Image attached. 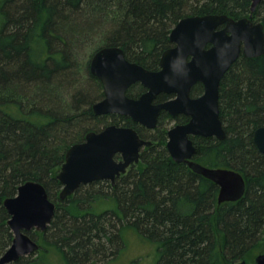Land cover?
<instances>
[{
    "label": "trees",
    "instance_id": "16d2710c",
    "mask_svg": "<svg viewBox=\"0 0 264 264\" xmlns=\"http://www.w3.org/2000/svg\"><path fill=\"white\" fill-rule=\"evenodd\" d=\"M251 5L252 0H0V256L14 237L4 201L27 180L43 183L57 207L41 236L44 253L14 264H44L51 250L66 264H108L126 248L130 229L154 243L159 264H242L264 252V153L254 142L255 130L264 126V54L242 55L226 72L220 84L226 136L204 139L197 150L206 164L244 175L242 198L219 204L213 182L171 159L160 129L147 136L117 115L115 120L156 141L143 150L142 162L115 185L83 184L64 200L57 178L69 147L91 128L101 129L90 92L78 89L67 99L79 77L70 39L80 33L79 20L110 21L102 46H122L128 58L153 69L181 18L239 19ZM254 18L264 23V0Z\"/></svg>",
    "mask_w": 264,
    "mask_h": 264
},
{
    "label": "water",
    "instance_id": "95a60500",
    "mask_svg": "<svg viewBox=\"0 0 264 264\" xmlns=\"http://www.w3.org/2000/svg\"><path fill=\"white\" fill-rule=\"evenodd\" d=\"M262 1L252 0V12ZM252 16L236 19L228 14H205L181 18L170 32V40L176 45L163 52L158 71L130 62L119 45L100 48L90 63L92 75L105 88V98L93 104L96 115H129L149 127L156 126L162 110L185 111L193 116L187 125L169 131L167 147L175 161L188 162L195 172L220 186L219 203L242 198L246 192L245 177L234 169L208 168L191 160L197 148L189 134L225 138L219 103L221 81L241 53L247 57L264 54V23L254 22ZM199 81L204 84V94L192 99L191 88ZM137 82L148 91L136 100L129 98L126 91ZM162 92L175 93L177 97L153 104L152 100ZM254 142L264 153V126L255 130ZM152 143L136 129L117 124L89 131L84 141L72 144L66 152L57 175L62 184L60 199L68 198L83 184L97 180L115 182L132 164L141 161V148ZM117 154L120 159L116 158ZM4 205L10 214L8 224L14 237L0 256V264L17 261L39 250L40 244L24 230H45L54 219L57 207L45 185L35 180L22 183L17 194L7 197ZM254 264H264V252L255 257Z\"/></svg>",
    "mask_w": 264,
    "mask_h": 264
},
{
    "label": "rangeland",
    "instance_id": "374dc122",
    "mask_svg": "<svg viewBox=\"0 0 264 264\" xmlns=\"http://www.w3.org/2000/svg\"><path fill=\"white\" fill-rule=\"evenodd\" d=\"M87 17L90 16L88 15ZM109 23H107V21L98 22L95 20L94 23L90 25L84 17L77 22L80 27V33L77 37H73L76 31L73 32V36L70 39L73 41L72 48L75 53L73 56L77 63V73L79 74V77L73 87H71L70 92L67 93L68 100L71 99L72 94H75L78 89L90 92V94L94 97V103L102 99L104 88L102 83L91 74L90 63L93 55L100 49L99 47L104 45L103 40L105 38V33L110 30L111 27V24ZM76 29H78L77 26ZM61 91L62 90H60V92ZM99 118L100 120L95 122V124H98V127L100 128H103L105 124L108 125L111 123L116 124L121 122L118 118L115 120V116H102ZM167 125V127L170 128L173 124L169 122ZM91 129L96 130L94 128ZM126 233L125 242H127V244L126 248H123L125 250L121 249L117 256L110 260L108 264H159L154 243L145 242L143 238L136 235V232L132 229ZM36 256H38L37 253L29 255V257L32 258ZM44 257V264H66L64 256L56 250L49 251L44 255ZM254 263L255 259H250L246 263L243 262L242 264Z\"/></svg>",
    "mask_w": 264,
    "mask_h": 264
},
{
    "label": "flooded vegetation",
    "instance_id": "af4514ba",
    "mask_svg": "<svg viewBox=\"0 0 264 264\" xmlns=\"http://www.w3.org/2000/svg\"><path fill=\"white\" fill-rule=\"evenodd\" d=\"M256 9H257V8H256ZM254 12H255V11L252 12V10H251V12H250L247 16H251V14H253V16H252V20H253L254 22H261V21H258V20H256V19L254 18ZM188 16H189V15H188ZM231 17H232V16H231ZM172 29H173V28H172ZM169 39H170V34H169ZM175 45H176V44L170 40V44H169V46H168L166 49H164L163 52H164L165 50H167V49H170V48L175 47ZM102 47H105V46H101V48H102ZM121 47H122V46H121ZM209 47H210V44L207 46V48H209ZM163 52H162V54H163ZM162 54H161V56H160V58H159L158 66H157L156 68L150 69V68L144 66L143 63H140V62H138V61L131 60L130 58H128V56H127V54H126V52H125L126 58H127L130 62L138 63L139 65H142V66H144L145 68H147V69H149V70H152V71H158V70L161 69V66H160V60H161ZM242 55H245V54H244V53H241L240 56H239V58H240ZM245 56H246V55H245ZM239 58H238V59H239ZM235 62H236V61H235ZM235 62H234V63H235ZM234 63H233V64H234ZM93 76H94V75H93ZM95 77H96V76H95ZM96 78L101 82V80H100L98 77H96ZM101 83H102V82H101ZM102 86H103V88H104L103 83H102ZM147 91H148V89H147L142 83L137 82V83H134L133 85H131V86L127 89V91H126V95H127L129 98H132V99H136V100H137V99H139L144 93H146ZM203 94H204V84H203L201 81H199V82H197L196 84H194V85L192 86L191 91H190V97H191L192 99H198V98L201 97ZM176 97H177V94H175V93H166V92H162V93L158 94V95L152 100V103H153V104L164 103V102H167V101L175 100ZM103 98H105V88H104V93H103V97H102V99H103ZM102 99H101V100H102ZM219 103H220V100H219ZM116 115H117L118 117H119V116H121V117H125V118L128 119V121H132V122H134V123L137 125V127H140V128H141L143 131H145V132L147 131V133H148L147 136H151V134H150L151 131L153 132V131H156V130L160 129L161 132H163L162 138H163L164 144L166 145V148H167V150H168V152H169V155H170L171 159H172L174 162H176V163H180V164L183 163V164H185V165H186L188 168H190L191 171L194 172L195 174L200 175V176H202V177L208 179L209 181L213 182L214 185L218 188V191H217V197H218V195H219V191H220V186H219L217 183H215L214 181H212L210 178H207L206 176H204V175H202V174H199V173L195 172V171L189 166L188 162H186V161H182V162H177V161H175L174 158L172 157V155H171V153H170L168 147H167V143H168L169 138H170V137H169V131H170L171 129H173V128L179 126V125L184 126V125H187L188 123H190V122L192 121V119H193V116H192L191 114H189V113H187V112H185V111H179V112H177V113H172L171 111H168V110H162V111L160 112L159 116H158L157 124H156L155 127H149V126H146V125H144L143 123L134 120L131 116H129V115H124V114H120V113H108V114L97 115V116H116ZM220 117H221V105H220ZM221 120H222L223 125H224V128H225V123H224L222 117H221ZM169 122H170L171 124H173L170 128L167 127V126H168L167 124H169ZM111 124H113V123H111ZM116 124L119 125V126L132 127V128H134V129H136L134 126L128 125V124H127L126 122H124V121L118 122V123H116ZM108 125H109V124H108ZM106 126H107V125H105L104 127H106ZM104 127H103V128H104ZM103 128L98 129V130H95V131H100V130H102ZM136 130L138 131V133L140 134V136H141L142 138H144V139H146V140H151V141L153 142L151 146H153L154 144H156V141L153 140V138L145 137V136H143V135L139 132L138 129H136ZM225 130H226V128H225ZM189 138L193 141V144L195 145V147L197 148V150H198L199 144H200L204 139H209V138H210V139H212L213 141L216 140V139H219L216 135H212V136H204V135H201V134H193V133H190V134H189ZM84 140H85V139H84ZM84 140H82V141H84ZM82 141H80V142H82ZM151 146H144L143 148H141V161H140V162H142V153H143V150H144V149H147V148H149V147H151ZM198 153H199V151H196L195 155L191 158V160L196 161V162H198V163H200V164H202V165H204V166H206V167H208V168H229V169H233V168H230V167H212V166L206 164L205 161H204V159H203V158H200V156H198ZM115 156H116L117 159H120V158H121L120 155H118V154L115 155ZM132 165H135V164H132ZM132 165H131V166H132ZM131 166L129 167V169L127 170V172H126V173H123L121 176L127 174L128 171L130 170ZM61 168H62V167H61ZM234 170H235V169H234ZM240 173H241V172H240ZM121 176L117 177L116 180H115V182H112L111 180H108V181H110L113 185H115L117 179L120 178ZM61 188H62V187H61ZM60 191H61V189H60ZM60 191H59V193H60ZM73 194H74V193H73ZM73 194H72V195H73ZM72 195H71V196H72ZM69 197H70V196H69ZM59 199H60V197H59ZM53 201H54V200H53ZM54 202H55V201H54ZM226 202H229V201H226ZM55 203H56V205H57V201H56ZM218 203H219V202H218ZM219 204H220V203H219ZM50 224H51V223H50ZM50 224H49V225H50ZM49 225H48V226H49ZM47 228H48V227H47ZM47 228H46V229H47ZM46 229H45V230H37V229H34V228H33V229H30V230H24L27 234H29L33 239L37 240V242L40 244V248H39V250H37L36 252H33V253H37V254H39V253H44V250H43V249H44V245H43L42 242H41V236H44V232L46 231ZM11 244H12V243H11ZM33 253H30V254H28V255H23L22 257H28L29 255H31V254H33ZM22 257H21V258H22ZM113 258H114V257H113ZM113 258H111V260H112ZM17 261H18V260H17ZM17 261H13V262H10V263L14 264V263L17 262ZM10 263H8V264H10Z\"/></svg>",
    "mask_w": 264,
    "mask_h": 264
}]
</instances>
